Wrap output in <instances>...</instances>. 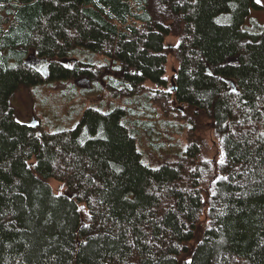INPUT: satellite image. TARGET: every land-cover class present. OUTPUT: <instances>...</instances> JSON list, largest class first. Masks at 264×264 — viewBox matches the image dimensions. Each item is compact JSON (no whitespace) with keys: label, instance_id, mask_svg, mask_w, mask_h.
<instances>
[{"label":"trees","instance_id":"obj_1","mask_svg":"<svg viewBox=\"0 0 264 264\" xmlns=\"http://www.w3.org/2000/svg\"><path fill=\"white\" fill-rule=\"evenodd\" d=\"M252 8L0 0V264H264V33L242 29ZM77 48L113 65L56 60ZM90 69L124 105L53 134L16 118L20 87ZM169 132L185 149H166ZM203 145L223 160L201 161Z\"/></svg>","mask_w":264,"mask_h":264},{"label":"rangeland","instance_id":"obj_2","mask_svg":"<svg viewBox=\"0 0 264 264\" xmlns=\"http://www.w3.org/2000/svg\"><path fill=\"white\" fill-rule=\"evenodd\" d=\"M257 3L262 6V9L256 10L252 8L242 26V29L250 34L264 33V0H259V2L257 0ZM216 20L223 24H228L230 21L227 15H221ZM169 42L174 43V40L170 39ZM35 58L37 59L36 56ZM56 60L69 68H75L77 62L97 67L104 65L111 67L113 65V61L108 62L105 57L86 48L75 49L72 58L60 59L58 57ZM30 62L36 63L34 58ZM45 64H39L38 70L42 73L44 72ZM176 69L177 64L173 59H170L168 71H166L169 81H171ZM90 71L93 75H87L76 82L61 80L58 83L51 81L39 86L20 87L10 98V105L15 111L16 118L31 125L39 123L44 132L53 134L76 128L88 108L105 113L114 106L124 105L122 101L114 98L113 94L110 93L111 90L106 91V83L104 81L109 77L111 78V76L107 75L109 74V68L107 69V74L104 75L95 74L96 72L94 73L92 69ZM168 136H171L172 139L166 145V149L176 153L185 149V134L180 136L169 132ZM202 148L201 161L221 162L223 160L224 155L221 147L213 148L210 151L207 150L208 148L206 149V145H203ZM54 185L55 189L59 186L58 184Z\"/></svg>","mask_w":264,"mask_h":264},{"label":"water","instance_id":"obj_3","mask_svg":"<svg viewBox=\"0 0 264 264\" xmlns=\"http://www.w3.org/2000/svg\"><path fill=\"white\" fill-rule=\"evenodd\" d=\"M34 59H35V56H34ZM35 61H36L35 64H34L33 62H30V59L27 60L26 62H27V64H30V65H31L34 69H36V70L39 69V64H40L41 62H43V63H48L47 60H38V59L36 60V59H35ZM226 81L229 83L230 87L233 88L232 86H234V82H231L232 80H229V79H227ZM234 90H236V88H234Z\"/></svg>","mask_w":264,"mask_h":264},{"label":"bare ground","instance_id":"obj_4","mask_svg":"<svg viewBox=\"0 0 264 264\" xmlns=\"http://www.w3.org/2000/svg\"><path fill=\"white\" fill-rule=\"evenodd\" d=\"M36 59V58H35ZM29 60V59H28ZM37 60V59H36ZM38 60H42V59H38ZM44 60H46V59H44ZM48 62V61H47ZM41 63H43V62H41ZM44 64V63H43ZM46 64H48V63H46ZM30 65V64H29ZM31 66V65H30ZM227 80V79H226ZM225 80V81H226ZM227 82V81H226ZM232 82V81H231ZM228 83V82H227ZM229 84V83H228ZM230 86V85H229ZM233 88H231V90L233 89L234 90V88H236V85H235V83H234V86H232ZM234 91H236V90H234Z\"/></svg>","mask_w":264,"mask_h":264},{"label":"snow or ice","instance_id":"obj_5","mask_svg":"<svg viewBox=\"0 0 264 264\" xmlns=\"http://www.w3.org/2000/svg\"><path fill=\"white\" fill-rule=\"evenodd\" d=\"M258 2H259V0H258Z\"/></svg>","mask_w":264,"mask_h":264}]
</instances>
